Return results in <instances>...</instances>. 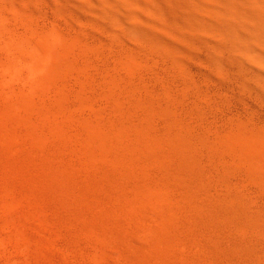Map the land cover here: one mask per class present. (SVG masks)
Returning a JSON list of instances; mask_svg holds the SVG:
<instances>
[{
  "label": "bare ground",
  "instance_id": "6f19581e",
  "mask_svg": "<svg viewBox=\"0 0 264 264\" xmlns=\"http://www.w3.org/2000/svg\"><path fill=\"white\" fill-rule=\"evenodd\" d=\"M2 93L106 182L81 177L82 264H264V124L226 116L264 98V0H0Z\"/></svg>",
  "mask_w": 264,
  "mask_h": 264
},
{
  "label": "rangeland",
  "instance_id": "374dc122",
  "mask_svg": "<svg viewBox=\"0 0 264 264\" xmlns=\"http://www.w3.org/2000/svg\"><path fill=\"white\" fill-rule=\"evenodd\" d=\"M54 8L53 4H49L47 9L48 23H51L52 17H54ZM72 32L74 33V29ZM90 33L88 29L84 37L87 41L94 42L96 39ZM201 46L205 48L207 44ZM115 53H118V50H115ZM195 62L196 68L200 69L202 67L199 64L200 61ZM113 64V60L110 59L109 63L100 66L102 70H105L112 68ZM153 71H149L151 76L154 75ZM197 73L200 74L196 70L195 75L198 77ZM68 76L73 79L72 76L74 75L69 74ZM79 76L83 75L80 74ZM71 78H68L69 84L66 89L69 96L66 101L71 105H80L81 102L75 94L78 91V86L73 83ZM151 79L153 80V77ZM218 89L219 94H223L220 96L223 97L228 88L226 84H221L217 87ZM8 97L3 93L0 94V264H82L84 259L93 256L90 251L92 250L90 249V241L76 225L88 213L86 210L82 211L83 208L87 207L85 205L89 204L88 199L84 200L85 196L82 195V192L85 189L95 188L99 183L104 184L106 182L102 179L99 181L100 178L95 180L97 177L94 178V176L97 174L94 175L95 171H93L90 175L98 184L90 188L84 177H89L91 170L86 171L87 175L86 169L82 166L80 153L75 155L76 151L74 152L72 147L70 148L74 153H70L68 149V146L73 143L71 140L73 141L74 138L70 134V137L68 134L65 135L68 136L67 138L64 136L60 138V135L55 136L54 133L51 136L52 127L49 126L50 123L46 119L42 121L39 117H28L25 112L12 105ZM230 106L231 109H227L226 116L255 112L256 120L264 124V98L260 99L258 96L252 97V95L240 93L233 98ZM74 115L73 112L72 117ZM29 118H36L33 120H37L39 123L30 121ZM27 120L31 124L34 123L33 126L30 124L34 130L29 128ZM40 121L45 122L43 123L45 125ZM35 123L38 124V127L35 126ZM36 128L42 129L43 135L38 134L40 132ZM35 130H38V133ZM66 130L73 133V126L67 127ZM46 132H50V137L47 136V139H44V136L48 135ZM77 141L74 140L76 146L72 144L75 146L74 149L80 148L78 144L80 142ZM77 146L79 147L77 148ZM77 152L79 151L77 150ZM69 174H72L71 178ZM67 175H69L68 179L66 178ZM82 176L84 179L81 178ZM64 186L67 187L66 189L68 187L73 188L66 191ZM99 187L100 185L96 188L99 189ZM103 187L104 193L107 194L105 185ZM101 188L98 191L96 189L95 194L97 193L101 198L108 197L109 194H104ZM100 190L102 195L98 194ZM74 192L75 194H73ZM59 193H64L69 198L66 199L64 194L60 196ZM70 196L73 199H70ZM82 196L84 197L81 198ZM79 204L85 205L82 207Z\"/></svg>",
  "mask_w": 264,
  "mask_h": 264
}]
</instances>
